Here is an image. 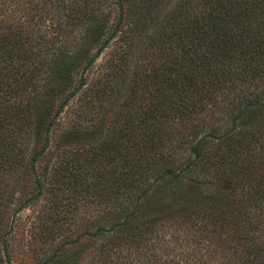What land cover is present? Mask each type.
Returning <instances> with one entry per match:
<instances>
[{
  "label": "trees",
  "instance_id": "obj_1",
  "mask_svg": "<svg viewBox=\"0 0 264 264\" xmlns=\"http://www.w3.org/2000/svg\"><path fill=\"white\" fill-rule=\"evenodd\" d=\"M166 1L0 0V264L45 179L93 204V226L81 217L48 257L37 232L65 230L56 203L29 225L30 264L76 244L82 264H264V0H177L151 31ZM86 96L88 114L124 99L41 171L56 119ZM26 172L35 192L15 205Z\"/></svg>",
  "mask_w": 264,
  "mask_h": 264
},
{
  "label": "rangeland",
  "instance_id": "obj_2",
  "mask_svg": "<svg viewBox=\"0 0 264 264\" xmlns=\"http://www.w3.org/2000/svg\"><path fill=\"white\" fill-rule=\"evenodd\" d=\"M166 3L167 8H164V10L157 16L156 14L154 15V23L149 26L151 31L156 30V19L159 18L158 20L161 21L165 13H168L176 6L177 0H167ZM110 50L111 49L109 48L103 53L94 67L87 73V76L85 77H87L89 80H92L98 75L97 72H99V66L104 62ZM131 60L132 58L128 62L129 66ZM85 98H87V96L83 97L82 100H80L81 97L72 98L70 103L64 108L63 112L56 119L50 152L40 166L41 171L47 170L49 173L59 153L63 151L71 153L75 152L76 150L80 152V148L85 149L86 145L92 142L94 135L96 136L100 132H105L111 121V115L124 99V97H121L119 100H115L110 104H107L105 107L107 112L103 115V112H93L92 114H88L89 110L87 108L88 106L84 102ZM55 99L56 98H53L51 100L50 98L48 103H46V105L48 104L47 107L50 105L49 102H51V104L54 103L57 105L60 98H57L56 100ZM51 111H55V107H52ZM92 111L93 110H91V112ZM31 150L32 144L27 148L26 158L31 154ZM32 180L33 177L27 172L25 173V176L21 175V173L14 175V180L11 181L10 184L12 186L10 188L15 189V205H18L23 200L28 199L35 192L32 186ZM44 181L46 194L43 199L35 207L33 206V208L24 210L21 213L22 220H24L18 228L17 235L15 237V251L13 252L12 256L13 264L19 263V259H23V262L30 264L32 261L31 256H29L30 254L26 253V245L29 238L27 230L30 228L29 225H31L33 221H36V217L42 213L50 215L53 211V208H55L56 203V208L59 215L58 220L60 221V224L64 223L63 227L65 230H58L59 227L57 226L51 232H49L51 229L47 228H40L37 232V235L41 237V241L46 239V242H43V244L44 249H47L46 254L48 257L51 256L52 250L54 248H57L58 245H61L62 241L65 239L73 240L81 233L83 229L86 227L91 229L93 226V214L95 213L93 204H89L87 200H82L80 196H72L69 191L58 193V195L55 197L53 192L49 190L48 184H46L47 179ZM83 203L85 205L84 208L80 207L83 205ZM84 215H86L88 218L86 227L81 226L80 218ZM49 223L51 224V222H48V225ZM44 235L47 236V238H45ZM80 246L82 245L76 244L69 246L67 251L57 259L55 264H82L81 257L84 254H86L85 261L88 262L91 248L87 249V253H83L80 251Z\"/></svg>",
  "mask_w": 264,
  "mask_h": 264
}]
</instances>
